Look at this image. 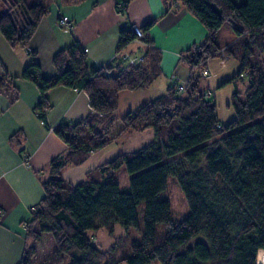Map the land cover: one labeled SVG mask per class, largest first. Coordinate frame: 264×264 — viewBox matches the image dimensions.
Returning a JSON list of instances; mask_svg holds the SVG:
<instances>
[{"label": "trees", "instance_id": "trees-1", "mask_svg": "<svg viewBox=\"0 0 264 264\" xmlns=\"http://www.w3.org/2000/svg\"><path fill=\"white\" fill-rule=\"evenodd\" d=\"M131 1L114 0V9L123 15ZM169 1L185 8L206 35L179 54L189 71L182 89L170 84L162 95L127 112L116 132L118 93L148 88L160 75L159 51L145 35L153 22L140 26V41L148 46L141 63L121 67L114 60L88 69L84 48L73 41L53 55L55 74L42 78L29 43L49 10L41 3L0 0V37L32 58L17 78L38 88L33 108L38 119L48 127V95L59 86L84 92L90 108L83 120H61L53 130L67 149L50 161L48 176L41 179L44 195L24 222L26 247L18 264H254L257 253H264V61H251L264 55V0ZM223 26L234 37L220 45ZM134 40L130 26L121 30L116 52ZM220 51L240 64L221 85L248 75L243 99L237 91L231 95L235 116L228 122L219 121L215 102L199 91L201 71ZM14 78L0 59V93L9 94L11 102L19 97ZM148 128L154 135L146 145L119 153L76 184L63 178L67 166L81 165L121 136ZM19 133L9 141L20 144ZM122 166L130 175L126 191L112 181ZM170 176L189 207L182 219L173 217L166 196ZM115 225L127 233L135 227L139 238L130 240L129 248H123L124 237L104 250L91 243L89 230L112 233ZM45 237L52 248L35 262Z\"/></svg>", "mask_w": 264, "mask_h": 264}, {"label": "crops", "instance_id": "crops-1", "mask_svg": "<svg viewBox=\"0 0 264 264\" xmlns=\"http://www.w3.org/2000/svg\"><path fill=\"white\" fill-rule=\"evenodd\" d=\"M57 7V11L40 21L29 43V49L36 52L34 60L40 66L42 78L55 74L53 55L73 41L84 48L88 69L114 64V60L115 64L126 66V62L120 61L122 55L142 57L148 46L134 40L116 52L120 31L131 24L144 26L153 22L145 35L159 51L160 75L148 88L118 93L116 111L122 110L121 117L157 97L152 93L156 83L162 89L170 84L184 85L189 71L178 61L179 54L199 44L206 35L200 22L169 0H132L123 15L114 9V0H84L76 5H60L58 0ZM63 16L73 25L72 32L59 27L57 19ZM0 59L10 75L16 77L14 84L19 91L15 102H11L9 94L0 93V264H18L26 247L24 222L44 195L42 174L47 178L50 161L67 149L53 130L61 120H83L90 108L84 92L55 87L48 95L52 106L46 112V127L33 111L40 98L38 88L30 81L17 78L32 60L31 56L24 49L10 48L0 37ZM16 132H20V144L9 141ZM107 149L108 146L92 153L81 165L67 166L62 172L63 178L76 184L86 178L88 171L123 153L117 148Z\"/></svg>", "mask_w": 264, "mask_h": 264}, {"label": "rangeland", "instance_id": "rangeland-1", "mask_svg": "<svg viewBox=\"0 0 264 264\" xmlns=\"http://www.w3.org/2000/svg\"><path fill=\"white\" fill-rule=\"evenodd\" d=\"M28 5L41 3L49 11L53 13L58 9V0H25ZM60 5L62 4L59 0ZM70 5V4H68ZM64 10V8H63ZM234 37L233 31L227 27L223 26L218 35V43L220 45H225L229 43ZM3 39V38H2ZM5 41V40H4ZM252 63H258L264 61V55L259 57H253L251 59ZM240 64L237 59L228 58L224 60L222 57H215L209 61L207 65V74L201 76L199 81V91L205 94L207 99L213 100L216 104L217 117L220 122H228L234 118V110L231 106V95L233 92L237 91L238 96L243 99L244 92L248 86V75L243 74L241 79L237 80L236 83H225L221 85L224 81L228 80L234 76L239 70ZM218 77L217 80H215ZM154 89V90H153ZM152 89L153 95L160 96L165 92V88L162 89V85L156 83ZM156 90V91H155ZM122 110L116 111L117 119L114 123L113 130L119 131L122 127L120 121ZM153 129L148 128L143 133L141 132H130L121 136L114 143L108 145V150L113 148L119 149L121 152H132L140 147L146 145L153 138ZM44 179V174H42ZM129 177L130 175L126 172L125 167L122 166L116 173L115 178L112 180L119 185V188L123 191H126L129 187ZM166 196L169 200L171 212L174 218L182 219L189 213V207L184 199L182 191L174 177H168L166 185ZM138 218L140 220V225L142 224V215L140 209H138ZM91 243L98 248L104 250L107 249L118 237H124V246L123 248H129V241L135 238H139V231L133 227L127 233L123 227L120 225H115L112 233H109L105 229L89 230L87 232ZM41 246L38 248V252L34 258V261H38L42 258L47 252L52 248L51 239L45 237ZM264 253H260L258 258L260 259ZM65 262L64 264H66ZM126 264V263H120ZM150 264H160L157 261H152Z\"/></svg>", "mask_w": 264, "mask_h": 264}, {"label": "built area", "instance_id": "built-area-1", "mask_svg": "<svg viewBox=\"0 0 264 264\" xmlns=\"http://www.w3.org/2000/svg\"><path fill=\"white\" fill-rule=\"evenodd\" d=\"M57 23L63 31L72 32L73 25L69 22L68 18H66L64 16L59 17L57 19ZM130 28H131L132 32L134 33V35L136 36V40H141V38L143 37V32H142L140 26L137 24H131ZM219 54H220V57H222L224 60L228 59V57L224 54L223 51H220ZM121 59H122V61L127 63L126 66L137 65L143 61L142 57H132V56H129L127 54L122 55ZM206 74H207V70L203 69L201 71V75L205 76ZM182 87H183V84L177 85L178 89H182ZM254 264H264V260L258 258V253H257L256 259L254 261Z\"/></svg>", "mask_w": 264, "mask_h": 264}, {"label": "bare ground", "instance_id": "bare-ground-1", "mask_svg": "<svg viewBox=\"0 0 264 264\" xmlns=\"http://www.w3.org/2000/svg\"><path fill=\"white\" fill-rule=\"evenodd\" d=\"M262 251H264V250H262ZM260 259L264 260V255H262V257Z\"/></svg>", "mask_w": 264, "mask_h": 264}]
</instances>
